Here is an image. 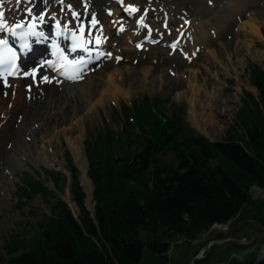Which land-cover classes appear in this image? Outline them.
<instances>
[{
    "label": "rangeland",
    "instance_id": "1",
    "mask_svg": "<svg viewBox=\"0 0 264 264\" xmlns=\"http://www.w3.org/2000/svg\"><path fill=\"white\" fill-rule=\"evenodd\" d=\"M57 2L63 3V0ZM131 5L139 10L151 5L152 9L148 13L145 11L147 15L142 18L141 33L136 38L126 37L119 28L121 33L116 28L109 31L104 52L106 67L104 75H101L105 82L98 93L104 101L97 97L87 102L79 112L71 113L67 122L50 124L41 132L42 141H35L28 132L22 135V141L17 140L7 121L0 127V264H6V241L17 235L23 242H31L36 233L35 224L50 214L57 200L65 203L72 214L78 216L79 208L71 192L70 166L77 171V185L84 194L83 206L93 217V190L89 209L80 168L86 167L88 171L86 145L97 142L99 132L106 128L121 129L123 119L118 115L121 108L130 107L131 103H138L143 98L157 100L161 102V110L166 116L180 112L188 129L211 142L225 140L234 126L236 134L244 136V129L239 125L244 91L251 93L263 109L257 90L250 83V67L256 65L264 69V0H134ZM110 6L103 8L104 15ZM114 7L118 5L111 7L114 16H106L107 21H113L115 13H118ZM60 8L55 5V12L58 13ZM166 15L169 22L167 27H163L162 17L167 19ZM117 19H124V24L129 21L120 13ZM192 22L195 26L190 29ZM202 27L215 41L209 47H203L199 35ZM180 30L188 38L181 48L177 45L178 49L172 51L167 44L181 38ZM136 32H131V35ZM146 36L151 39L158 37L161 42L151 46L147 40L143 48L137 50L134 47L136 41L143 42ZM191 42L198 43V51L192 49ZM91 69H87L86 76L79 82L58 85V81L53 80V83L59 88L80 83L88 89L99 77L93 71L90 73ZM21 86V97L29 100L25 88L32 87V83L24 81ZM81 94L78 91L76 97ZM98 101L101 103L96 106ZM191 101L197 106V113L205 115V122L200 124L205 130L203 133L195 128ZM82 102L79 100V104ZM158 106L156 103V112H160ZM79 114L81 116L78 117ZM72 129L73 132L70 131ZM133 133H138L136 125ZM73 139L77 140L79 153L72 149L69 140ZM172 158V153L166 157L167 160ZM45 170L61 175L59 186H54L52 180L46 177ZM25 175L41 182L51 195L46 198L37 195L31 201L22 199L18 188L23 186ZM249 196L239 213H243L244 218L237 223L231 221L229 229L212 228L192 239L174 234L163 240L167 244L166 252L157 254L145 249L141 264H221L219 261L228 256V252L232 254L234 247L251 245L264 235V197L261 193H250V189ZM258 217L263 222L256 221ZM146 237L147 232L140 231L141 242L145 243ZM230 237L234 240H228ZM260 243L264 245V242ZM209 244H212L210 248ZM205 249L202 259L196 260L195 255ZM258 251L251 254L253 261ZM234 255L228 258L226 264H236L237 256L242 258V255Z\"/></svg>",
    "mask_w": 264,
    "mask_h": 264
},
{
    "label": "trees",
    "instance_id": "2",
    "mask_svg": "<svg viewBox=\"0 0 264 264\" xmlns=\"http://www.w3.org/2000/svg\"><path fill=\"white\" fill-rule=\"evenodd\" d=\"M250 83L264 105V69L252 65ZM244 92L239 116L244 136L234 126L220 142L188 129L180 112L166 116L157 100L145 98L122 108V129H103L97 142L86 145L93 217L83 206L77 171L70 166L78 216L57 200L50 214L35 224L31 242L17 235L6 241V264H141L145 249L166 252L163 240L174 234L192 239L216 224L239 222L249 189L264 187V107ZM169 153L171 160L166 159ZM44 172L59 186L60 174ZM22 181L18 189L26 201L51 195L27 175ZM140 231L147 232L145 243ZM227 257L219 262L226 264ZM253 262L251 258L244 264Z\"/></svg>",
    "mask_w": 264,
    "mask_h": 264
},
{
    "label": "bare ground",
    "instance_id": "3",
    "mask_svg": "<svg viewBox=\"0 0 264 264\" xmlns=\"http://www.w3.org/2000/svg\"><path fill=\"white\" fill-rule=\"evenodd\" d=\"M85 1L86 3L82 4L79 3V0H63V3L61 4L62 7L61 10H59V12L56 13L55 5L56 6L59 5L57 0H32L31 4L28 3V0H0V4L4 5L3 8H0V11H3L5 13V21L6 23L9 24L10 28H14L17 23H24L25 26H30L31 21L33 19L37 21L35 31L38 33H42V35L30 36V38L27 40V44L29 45V48L25 50L27 55H31L32 51L35 48L41 46L42 39L45 35L46 36L49 35L48 33L50 31H51L50 35L52 34L53 29L51 30V27L49 26L50 20L54 19L55 21L54 23H60L62 25L63 23L61 22V18H63L65 22V24L63 25H65L66 28H68L72 32H76L77 35H81L79 29L80 27H83L84 39L87 41H91L90 44L85 45L88 48L87 52L83 51L82 49L76 52H71L68 50L67 51L68 54L76 55L77 57H86L87 62L88 61L91 62L95 58H97V61L100 59L99 64L96 67V69L98 68V70L92 69V71L95 72L97 75H99V77L97 78V81H94L88 89L83 87L82 84L80 83L71 84V86L67 85L63 88L57 87L53 83L54 78L58 80L65 79V76L60 74L61 70L60 71L53 70L51 67L50 68L52 74L51 77H48V80L50 82H44L43 77L40 78V76H38L40 70L36 73L32 71V73L28 77L29 80L33 79V87L28 93V95L30 96L29 100H25V99L23 100V98L21 97V93H22L21 85L23 81H25L26 79H23L19 76L16 79H13L12 83H9L7 81V86L5 85L4 82H2L3 84L0 87V91L2 93V97H0V127L3 126V124L7 121L9 126L15 131V137L19 141H22V135L25 134V132H28L29 133L28 135L33 136V139L35 141H39V140L42 141L41 132L50 124H53L57 121L67 122L70 118L71 113L74 114L79 112L81 107L86 106L88 104L87 102L89 101L92 102L97 97L98 98L101 97L102 99L101 102L104 101V97H102V95L98 96L99 90L102 89V87L104 86L105 81L104 79H102L101 75H104V68L106 67V62L105 60H102L100 54H103V52L105 51L109 31L112 30L113 28L115 29L119 27V25L116 22L117 13H115V18L113 19V21L112 20L107 21L106 19L107 17L102 13L103 12L102 10L103 8H107L108 5L113 6L112 1L110 2L109 0H85ZM124 1L126 2L125 9L128 10L131 7V3H133L134 0H130V1L124 0ZM58 7L60 8V5ZM150 7L152 6L150 5ZM150 7H145L144 8L145 10L141 11V15H139L140 14L139 11L137 15L130 17L132 21L130 22L129 26L120 25V27L123 29L122 32L126 37L138 36L137 33L131 35V32L132 33L134 31L136 32V30H138L139 32L141 31L140 26L143 24H141L142 19L140 17L146 14L145 13L146 10L148 13V11L152 9V8L150 9ZM29 8L31 9V13H32L31 16L28 14L27 11V9ZM66 8L69 9L68 13L66 12ZM40 16H43V20L39 19ZM93 18H95L97 23L93 25V27H91L92 25L91 22ZM162 18H163L162 21H164L166 17L163 16ZM100 21H102V23H100ZM122 21L123 20H121V22ZM98 24L101 25L98 26ZM193 26H195V24H193L192 22L190 29ZM98 30H101V32L98 33ZM181 31L182 30L179 31L180 34ZM7 34H10V31L7 29L4 31H0V35H2L3 37H6ZM188 34L190 35V33ZM185 35L186 34L183 35V33L180 35L181 37L183 36L179 41L180 48L182 47V44L185 43L184 41H186V39L188 38ZM199 35L204 44V45L201 44L203 45V47H209L215 42L212 39V37L208 35L205 27H202ZM96 37H100L101 39V43L98 47L94 46V44H96L95 43ZM192 40H194V38H192ZM197 44L195 42L194 43L191 42L190 45H192L191 47L193 50L194 49L197 50L199 48L197 47ZM199 50L202 51L203 49H199ZM89 53H91V55H89ZM78 91H81L82 94L79 97H76ZM79 100L83 102L79 104ZM99 102L100 101L96 102V106L99 105ZM191 104L193 109L191 111V114L195 122V128L203 133L205 130L201 128L200 124L203 123V121L205 122L206 119L205 115L203 113L201 114L199 112L197 113L198 108L196 105H193V101H191ZM11 108L12 109L15 108V110H12ZM1 116L3 117L1 118ZM79 116L81 115L79 114L78 117ZM82 119L83 118H81V122L83 121ZM70 131L73 132L74 129ZM69 142L72 146L73 151L79 153L77 147V140L73 139V141L69 140ZM80 169L82 172L81 181L85 185V186L83 185L85 191L84 193L87 195V198L85 200L88 208L91 209L90 203L92 200V190H93L92 183L88 178L87 168L81 167ZM202 257L203 254L198 255L195 258L201 260Z\"/></svg>",
    "mask_w": 264,
    "mask_h": 264
},
{
    "label": "snow or ice",
    "instance_id": "4",
    "mask_svg": "<svg viewBox=\"0 0 264 264\" xmlns=\"http://www.w3.org/2000/svg\"><path fill=\"white\" fill-rule=\"evenodd\" d=\"M28 3L31 4L32 0H28ZM4 5L0 4V8H3ZM28 14L31 16V9H27ZM130 12H136L138 9L132 7L129 8ZM40 20H43V16L39 17ZM92 25H95L97 21L95 18L92 19ZM141 23H143L141 21ZM37 21L33 19L31 21V24L29 26V30L21 35V39H25L28 36H33V35H42V33H38L35 31ZM56 27L59 29L61 26L59 23H57ZM25 28L24 23H17L14 28H10L9 24L6 23L5 21V13L3 11H0V31L4 30H9L13 35L16 34V29H23ZM123 29L121 28V31ZM81 35L78 37L76 32L72 33V48L71 51L75 52L78 47H81L83 51L87 52L88 48L85 46L89 43L90 41H87L83 39V27H80L79 29ZM61 32H58L57 35H60ZM95 43L97 46L100 45L101 39L100 37L95 38ZM23 48L27 50L29 48V45L27 43L23 44ZM57 57L56 62L51 63L49 66L53 70L60 71L63 69L64 71H61L60 74L64 75L67 79L69 80H78L81 78V74L83 72V68L86 64V61L81 58V59H75V60H70L67 55L64 54L63 50H61L59 47H56V51L54 53ZM91 55V53H89ZM99 55V54H98ZM17 60L18 56L16 51L9 46V43L5 39H0V77H3V82L7 86V80L10 75H15L16 72L18 71L17 69ZM44 82H50L48 80L47 76L43 77Z\"/></svg>",
    "mask_w": 264,
    "mask_h": 264
},
{
    "label": "flooded vegetation",
    "instance_id": "5",
    "mask_svg": "<svg viewBox=\"0 0 264 264\" xmlns=\"http://www.w3.org/2000/svg\"><path fill=\"white\" fill-rule=\"evenodd\" d=\"M260 242H264V235H262L260 238H258L257 240H255L251 245H247V246L240 247V249L239 248H236L234 250L235 254L236 255H242V258H238V256L235 257L236 263L238 264L239 262L240 263H246V262H248L249 259L251 258V254H253V252L256 251V250H259L258 251V255H259L260 251L262 250V247L264 246ZM231 255H233V257L235 256L233 253L230 254V256ZM228 258H230V257H228Z\"/></svg>",
    "mask_w": 264,
    "mask_h": 264
},
{
    "label": "water",
    "instance_id": "6",
    "mask_svg": "<svg viewBox=\"0 0 264 264\" xmlns=\"http://www.w3.org/2000/svg\"><path fill=\"white\" fill-rule=\"evenodd\" d=\"M254 193V194H257V193H261V197H264V187H261L259 185H253L251 188H250V193ZM228 222L224 225H222L223 227H227L228 226ZM264 259V246L262 247V250L260 251L259 255L256 257V259L254 260V263L253 264H258L260 263L262 260Z\"/></svg>",
    "mask_w": 264,
    "mask_h": 264
}]
</instances>
